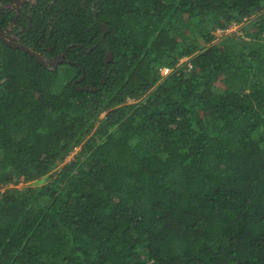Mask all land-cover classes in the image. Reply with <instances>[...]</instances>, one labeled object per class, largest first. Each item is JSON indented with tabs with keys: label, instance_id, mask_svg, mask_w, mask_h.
I'll use <instances>...</instances> for the list:
<instances>
[{
	"label": "trees",
	"instance_id": "1",
	"mask_svg": "<svg viewBox=\"0 0 264 264\" xmlns=\"http://www.w3.org/2000/svg\"><path fill=\"white\" fill-rule=\"evenodd\" d=\"M19 15L74 72L0 39V264H264V0Z\"/></svg>",
	"mask_w": 264,
	"mask_h": 264
},
{
	"label": "water",
	"instance_id": "2",
	"mask_svg": "<svg viewBox=\"0 0 264 264\" xmlns=\"http://www.w3.org/2000/svg\"><path fill=\"white\" fill-rule=\"evenodd\" d=\"M24 1H26V0H15V4L10 5V7H14L18 11L17 16L19 15L21 4ZM5 7H9V5L0 4V8H5ZM108 29H109V27L104 26V31L102 34L103 38L105 37V34H106ZM0 39L5 41L8 45H10L14 48L24 49L26 52L33 55L39 63L43 64L48 69L54 70L56 68V66L62 62V61H59L60 59H56V58L52 61V60L48 59V57L42 55L40 52L33 49L32 47L27 46L24 43L18 42L16 37L13 35H9L7 33V30H5V29L0 30ZM68 49H69V47H67L65 49V51L59 55V58L63 59L65 54L67 53ZM111 60H112V53L110 51H108L107 55L105 56L106 65H105V70H104V77H106V75H107L108 65H109V62ZM82 78H83V76L81 77V79Z\"/></svg>",
	"mask_w": 264,
	"mask_h": 264
},
{
	"label": "flooded vegetation",
	"instance_id": "3",
	"mask_svg": "<svg viewBox=\"0 0 264 264\" xmlns=\"http://www.w3.org/2000/svg\"><path fill=\"white\" fill-rule=\"evenodd\" d=\"M15 4V0H13V2L11 3V4H9V6L10 5H14ZM37 4V0L36 1H32V0H26V1H24V2H22V4H21V7H20V12L19 13H21V11H31V9H32V7L34 6V5H36ZM14 8V7H13ZM16 12H18L17 10H16ZM20 15H16V17H15V19L9 24V26L8 27H5V30H7V33L8 34H11V35H13V36H15L16 37V39H17V41L18 42H21L22 41V34H21V32H22V27H19V29H14V27L17 25V23H18V17H19ZM28 17H29V19H30V14H28ZM103 38V37H102ZM104 39V38H103ZM22 43V42H21ZM34 49V48H33ZM69 50V49H68ZM65 51V50H64ZM63 51V52H64ZM63 52H60V53H58L57 55H54V56H52V57H49V56H46V55H44L43 53H41L42 55H44V56H46V57H48V59H50V60H54L55 58L56 59H60L59 61H62L60 64H58L57 66H56V68L54 69V70H57L58 69V67L60 66V65H62V63H66V62H69V60L68 59H66V56H64V58L62 59V58H59V55L61 54V53H63ZM108 52V51H107ZM67 55V54H66ZM107 55V54H106ZM52 66V65H51ZM80 81H82V79L80 78V77H76L75 79H74V83H78V82H80ZM81 88V87H80Z\"/></svg>",
	"mask_w": 264,
	"mask_h": 264
},
{
	"label": "rangeland",
	"instance_id": "4",
	"mask_svg": "<svg viewBox=\"0 0 264 264\" xmlns=\"http://www.w3.org/2000/svg\"><path fill=\"white\" fill-rule=\"evenodd\" d=\"M32 1H36V0H32ZM243 23H233V25L231 26V28L230 29H228V30H226V32L227 33H230V32H237L238 34H242L244 31H243V29L241 28V27H245V26H247V25H244ZM222 32H224V31H222V30H218L217 32H216V35L217 36H219ZM9 35H11V34H9ZM60 69V71L63 73V71H67V72H69L70 73V75H72V73L74 72L72 69H66L65 68V66L64 65H62L61 66V68H59ZM164 73H168V71H164ZM83 76V74L80 76V78ZM42 182H44V181H42ZM24 185V183L23 182H21V183H19V187H22Z\"/></svg>",
	"mask_w": 264,
	"mask_h": 264
}]
</instances>
